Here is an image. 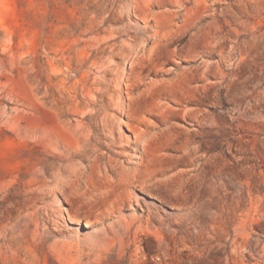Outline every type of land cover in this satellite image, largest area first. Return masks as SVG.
Segmentation results:
<instances>
[{"label":"rangeland","instance_id":"374dc122","mask_svg":"<svg viewBox=\"0 0 264 264\" xmlns=\"http://www.w3.org/2000/svg\"><path fill=\"white\" fill-rule=\"evenodd\" d=\"M153 1L0 0V264H264V0ZM106 73L148 190L145 137L99 157Z\"/></svg>","mask_w":264,"mask_h":264},{"label":"bare ground","instance_id":"6f19581e","mask_svg":"<svg viewBox=\"0 0 264 264\" xmlns=\"http://www.w3.org/2000/svg\"><path fill=\"white\" fill-rule=\"evenodd\" d=\"M161 1V0H159ZM161 2H159L158 4L156 2H154L153 0H136V5L134 6L135 9H139L141 11L142 17L146 20H148V17L151 16L150 11L152 10V7H158L160 6ZM154 14V11L152 12ZM120 35L117 36L116 38H119L122 34H124L123 30H120ZM120 42H122V45L124 46L123 48H129V51H126L128 55H120L122 53V51L118 52L115 55V49L112 48L110 49V47H112V45H115L117 42L109 44L108 46L103 48L102 46H98L96 47V50H98V52H101L105 49H108V52L110 53L108 56V60L110 62H113L115 58H130V57H134L133 59V63H135L136 59L137 62L135 63L136 65L132 66V69L135 71L137 69H139L137 71V77H139V75L141 73H143L145 70H148L149 65L154 62L157 58L159 57H155L154 56V52L156 51V46H152L150 48V51H146L145 53H143L141 56H134L135 52L133 51V48L128 47L127 44L122 41L119 40ZM125 52V50H124ZM98 54V53H97ZM97 56V55H96ZM156 74V71H154ZM112 74L118 73L120 75L125 74V67L124 65H121L119 68H115L111 70ZM150 74H152V71H150ZM108 73H106L105 76H99L97 78V85L102 84L103 82L107 83V87L104 88L102 86H97V91H96V95L93 96L94 99V103L97 104H103L106 107V110L103 112V122L101 123V127L103 130L104 135L108 138V141L103 143V147L106 148V150H102V153L99 155V157L101 158L102 156L104 157H110V153L109 150H112L114 152H116L117 154H120L122 156H126V157H130L132 155V152L134 151V148L132 147L134 143H136L138 140L142 139L145 137V139L143 140V144H142V149H141V155L139 156V160L135 163L134 166L128 167L123 165L122 161H119L118 164L121 167V172L125 173L127 176V180L130 184L134 185L137 182L141 183V186L145 189H150L151 187L149 185L144 184L145 181L144 180H140V172H141V167H143L144 165H146V161H147V143H148V138L150 137V134L148 132L149 128H154L153 124L151 122H149L146 119L140 120L137 122L136 125H130V127L133 129V131L135 132V140L130 142L128 141V145L127 147H125L126 149L130 150V151H126L124 153L118 151L116 149V147L118 146L117 144H115L117 142V137L116 134H121V127H123V123L121 121V118L119 115H123L125 113L124 110H121L117 107L112 106V104H115L114 102V98L116 96V99L119 101L120 96L123 92V87H122V80L123 78L121 76L118 77H107ZM112 86V89L109 87ZM137 86V85H136ZM136 86H134L133 83L129 84L127 87L131 88V89H135ZM114 91V92H113ZM116 92V95H115ZM104 101H108L109 103H103ZM114 102V103H113ZM110 110V111H108ZM111 110L113 112H111ZM156 118L159 119V121L164 122V116L162 113L159 114H155ZM109 118H110V122L109 123ZM195 125L199 126L198 124V119L199 118H195ZM141 125H145V127H142ZM135 126V127H133ZM138 128V129H136ZM89 130V134L91 136V138L94 140L95 138L101 139L102 140V135L103 133H101L98 129L93 131L92 129L88 128ZM156 133V132H155ZM154 135V133H153ZM147 136V137H146ZM153 137V136H152ZM155 137V136H154ZM150 139V138H149ZM54 157L56 159L57 156ZM114 160H110V164H106L104 166L105 171L107 173H109V171H113L115 169V164L113 163ZM126 161V160H124Z\"/></svg>","mask_w":264,"mask_h":264}]
</instances>
